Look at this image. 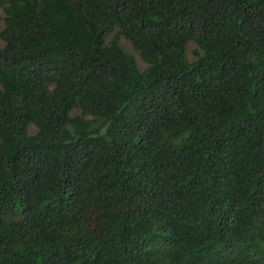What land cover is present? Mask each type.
I'll return each mask as SVG.
<instances>
[{
  "label": "trees",
  "instance_id": "16d2710c",
  "mask_svg": "<svg viewBox=\"0 0 264 264\" xmlns=\"http://www.w3.org/2000/svg\"><path fill=\"white\" fill-rule=\"evenodd\" d=\"M0 264H264V0H0Z\"/></svg>",
  "mask_w": 264,
  "mask_h": 264
},
{
  "label": "rangeland",
  "instance_id": "374dc122",
  "mask_svg": "<svg viewBox=\"0 0 264 264\" xmlns=\"http://www.w3.org/2000/svg\"><path fill=\"white\" fill-rule=\"evenodd\" d=\"M126 44L128 45V47H129V44L126 42ZM130 53H133L134 55H135V53L133 52V51H130V50H128ZM136 57V56H135ZM137 62H138V64L140 65V66H143L142 64H141V62H140V60H138L137 59Z\"/></svg>",
  "mask_w": 264,
  "mask_h": 264
}]
</instances>
